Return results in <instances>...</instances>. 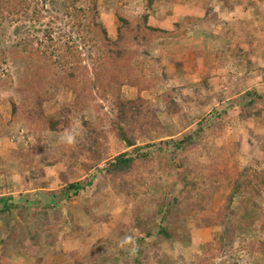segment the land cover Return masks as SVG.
Here are the masks:
<instances>
[{
	"label": "rangeland",
	"instance_id": "374dc122",
	"mask_svg": "<svg viewBox=\"0 0 264 264\" xmlns=\"http://www.w3.org/2000/svg\"><path fill=\"white\" fill-rule=\"evenodd\" d=\"M243 1L248 3L250 9L243 11L242 16L243 13H249L256 8L260 12L255 11L252 15L264 18V4L259 0H252L256 5L249 3L248 0H157L152 9L147 8L146 0H98L101 21L114 38L117 36L118 12L132 17L148 13L149 25L155 28H172L173 23L182 22L186 17L195 20L186 25L187 37L160 40L151 48L149 65L151 71L161 80H158L156 89L144 91L142 95L152 101L154 108L159 109L157 118L161 125L151 128V138L142 136L141 133H137L136 136L138 146L149 144L150 139H155L159 146L153 148L152 159L137 172L135 189L130 199L118 196L107 180H101L99 182L101 187L92 191L86 190L81 192L80 196L61 203L64 218L73 215V222L82 229L76 233L73 232L76 231V225L73 227L58 225L52 232L55 244L43 247V264H75L83 255L89 253L94 245L106 242L122 221H129L134 215H150L163 205L168 207L181 196L179 182L186 169L192 171L188 176L189 181L197 186L193 192L195 200L200 192L207 193L213 186L215 187L211 199L206 201V212L203 211V214L199 215H216L220 206L224 204L230 193V186L225 177L226 169L234 171L251 167L258 171L264 170V96L260 97L258 94L262 100H258L254 107H249L252 113L258 112L259 116L241 118V115H248V111H242L244 106L249 105L250 98L247 97V93L264 89V70L257 67L264 64V61L260 60L264 59V52L258 56L260 59L250 62L247 60L248 49L253 47L249 45V40L254 38L251 33L255 25L242 26L239 19L241 15L235 13L239 20L229 21L225 11L230 2L239 5L243 4ZM46 2L51 13L45 23L51 21L55 28L63 29L62 35H65L66 39L73 37L79 41V33H74L70 27L74 26L75 22L68 21L65 12L57 4L60 0ZM91 4V1L83 0L79 7L88 9ZM209 7L213 12L211 10V13H206ZM244 7L246 8V5ZM227 12L232 15V10ZM20 25L21 22L6 23L1 41H5L6 45L16 42L18 36L15 35V30ZM34 35L33 32L28 37ZM92 38L89 39L91 42L82 47L85 62L94 72L101 54ZM205 51L219 55L217 61L221 66V69L206 79L208 81L206 85L204 80L199 79L201 75L194 73L199 72L198 69L191 66L196 53ZM179 61L181 65H178ZM185 64L191 65L186 67ZM23 71L12 61L0 63V190L5 189L10 195L25 198V188L28 190L40 187L45 181L59 194L61 188L65 189L68 183L85 180L88 174L80 165L90 164L92 160L90 154L83 153L81 149L87 134V130L82 126L84 120L100 126L107 132V139H102L98 146L105 159L104 164L130 151L110 133V122L115 120L118 114L114 105L116 97L110 93L103 96V92L98 88L92 91L93 99L89 109L77 114V117L71 116L70 130L62 133H29L24 123L20 122V119H13L12 115V101L19 106L21 114L36 109V107L34 109L36 96L33 90H26L23 93L17 91ZM146 73L151 76L148 69ZM250 74L252 80L248 87L251 86V89L235 98V92L241 89L244 91L242 84L247 82ZM171 89L177 90L175 97L181 106V112L176 116L167 113L160 98L163 92ZM52 93L56 96L44 104V112L46 116L60 118L62 108L64 105H71L74 97L71 92L65 90ZM137 95L135 88L128 86L121 88V97L127 100H133ZM199 129L203 131L200 143L186 151L175 152L172 145L164 142L191 135ZM20 150L25 156L30 151L31 159L24 157ZM53 155L60 162L56 166L43 165L44 177L36 174L32 168L37 161L45 156L50 159L49 163L57 162L51 159ZM32 160L35 162L31 163ZM74 163L76 165L73 166ZM180 165H183L182 168H179ZM33 174H36V177ZM240 199L241 196L236 197L234 208L239 206ZM245 201L241 215L248 221L255 218L254 226L250 229L239 226L232 251L221 258H213L210 264H264V255L250 253L251 243L255 242L257 245L264 241V194L262 198H248ZM185 215H188L186 221L188 224L181 226L182 238L175 243L174 249L167 243L161 246L167 253L166 258L155 261L152 254L146 252L151 249L148 243L137 245L148 254L142 256L143 264H191L196 260V254L204 251L205 244L211 242L220 231L218 227L198 229L196 224H199L202 216H199L195 209L188 210ZM14 216L15 219H20L18 215ZM106 218L108 221L103 223V219ZM185 229L190 231L186 233ZM127 239L129 238L126 233L123 239H117L116 245L110 248V251L115 253L113 264L135 263L134 253L127 260L123 258L125 247L130 250L135 248L134 241L127 242ZM180 256H184L186 260H180ZM14 258L16 261L17 257ZM109 259L110 257H105L104 264H110ZM20 263L21 259L14 264Z\"/></svg>",
	"mask_w": 264,
	"mask_h": 264
},
{
	"label": "trees",
	"instance_id": "16d2710c",
	"mask_svg": "<svg viewBox=\"0 0 264 264\" xmlns=\"http://www.w3.org/2000/svg\"><path fill=\"white\" fill-rule=\"evenodd\" d=\"M88 1L92 3L88 9L79 7L83 0H60V3H57L65 12L67 20L75 22L74 26H70V22L68 24L71 31L79 33V41H77L73 37L66 39L65 35H62L63 29L55 28L51 21L45 23L51 13L46 0H0V63L9 60L17 64L21 70L23 69L17 91L23 93L26 90H33L36 96L35 111L25 112L26 114H21L19 106L12 101L13 119H20L19 121L24 123L29 133L66 132L70 128L71 116L77 117V114L89 109L93 99L92 91L98 88L103 92V96L110 93L116 97L114 105L118 114L116 119L110 122V133L115 135L130 151L104 164L105 159L98 146L102 139H107V132L90 121H82L87 134L81 149L83 153L88 152L92 160L90 164L80 165L88 174L85 180L68 183L59 194H51L50 204L42 205L39 209L35 207L23 209L12 202L14 199L0 198V264H14L19 259L22 262L20 264H43V247L45 245L51 247L55 244L56 240L52 232L56 227L60 224L70 227L77 226L73 222V215H67V218H64L61 205L72 197L80 196L81 192L101 187L99 183L101 180H107L113 192L118 196L125 197L126 200L130 199L135 189L134 182L137 172L140 167L145 166L152 159L153 148L159 146L155 139H150L149 144L138 146L136 136L137 133H141L142 136L151 138V128L161 125L157 118L159 109L154 108L152 101L145 99L142 95L144 91L156 89L158 80H161L151 71L149 65L152 56L151 48L160 40L187 37L186 25L195 19L186 17L182 22L173 23L172 28H155L149 25L150 15L148 13H143L140 17H132L118 12L117 36L114 38L101 21L98 0ZM156 1L146 0L147 8L152 9ZM259 1L264 4V0ZM15 22L22 23L15 30L18 40L11 45H6L5 41H1L4 25ZM87 22H89L88 25ZM33 32L35 35L28 37ZM91 37L101 54L94 72L85 62L82 47L91 42L89 40ZM147 69L150 71V77L146 73ZM207 82L205 80L204 84L206 85ZM124 86L137 89V97L133 100L121 97V88ZM59 90L71 92L74 101L69 106L64 105L60 118L46 116L43 106L50 99L55 98L56 95L52 92H59ZM176 94L177 90L171 89L163 92L160 97L167 113L171 116H176L181 112ZM258 94L263 97L264 89L247 93V97L250 98L249 105L244 106L242 111H248V115H241L242 119L260 115L258 112L252 113L249 109V107H254L258 100H262ZM202 133V129H199L191 135L164 142L169 146L172 145L175 152H182L198 145ZM20 151L24 157L31 159L30 151L26 156L22 150ZM51 159L58 160L54 155ZM48 160L50 159L43 156L37 161L32 168L36 174L44 177L43 165L56 166L60 162L49 163ZM34 162L32 160L31 163ZM182 166L180 165L179 168ZM186 170L183 178H180L181 196L178 200L170 203L168 207L163 205L150 215H134L131 220L122 221L106 242L94 245L91 251L83 255L75 264H104L105 257H110V264H113L112 259L115 253L110 251V248L116 245L117 239H123L126 233L129 238L127 242L134 241L135 248L130 250L125 247L123 251L125 260L134 253V264H143L141 258L146 252L149 255L152 254L155 261L166 258L167 253L161 246L167 243L171 249H174L175 243L182 238L181 226L187 221L186 212L195 209L198 215L203 214L206 210L207 199H211L215 191L213 186L207 193L200 192L195 200L193 192L197 186L189 181L188 176L192 171ZM225 173L230 193L224 200V204L220 206L216 215H199L202 217L199 224H196L198 229L218 227L220 231L216 233L211 242L205 244L204 251L196 254V260L191 264H210L213 258L227 255L232 251L234 242L237 240L239 226H246L250 229L255 224V218L248 221L241 215V210L246 199L263 197L264 170L258 171L245 167L234 171L226 169ZM36 174L33 176L36 177ZM41 184L42 188H48L50 185L47 181ZM237 196H241V199L239 206L234 208L233 204ZM17 210L20 219H15L13 214ZM107 221L108 218L103 219V223ZM75 229L76 231L73 232L77 233L82 228L77 226ZM185 231L188 233L190 230L185 229ZM145 243H148L151 248L146 252L137 247ZM250 253L264 255V241L257 245L255 242L251 243ZM14 257H17L16 261ZM179 258L186 260L184 256Z\"/></svg>",
	"mask_w": 264,
	"mask_h": 264
},
{
	"label": "crops",
	"instance_id": "0c3cea01",
	"mask_svg": "<svg viewBox=\"0 0 264 264\" xmlns=\"http://www.w3.org/2000/svg\"><path fill=\"white\" fill-rule=\"evenodd\" d=\"M248 2L254 3L252 0H248ZM245 5H246V8L244 7ZM249 5L252 6L251 4H249ZM254 5H256V4L254 3ZM246 9H250V8L248 6V3L244 2V1H243V4H239V5H238V3L230 2L225 11H226V16L229 17V18H227V19H229V21L232 20L234 22V20L240 19L242 22V26H250L251 24L255 25V28L252 29L253 33H251V35H253L254 38L249 40V45L253 46V47H251V49H248L249 50V56L246 57L247 60H249V62H250L251 60L254 61V60L260 59V58H258V56L260 54H262L261 52H264V44H263L264 43V39H263V37H264V18H260V15H257V16L252 15V14H254L255 11L260 12V10L256 9V8L253 9L254 11H250L249 13H247V12L243 13L244 15L242 16V12L246 11ZM211 10L213 12V9L211 7H209L208 12ZM228 10H232V12H231L232 15L228 14V12H227ZM208 12H206V13H208ZM234 13L237 15L240 14L241 18L235 16ZM237 18H239V19H237ZM259 48H261L260 51H259ZM251 52H253V53H251ZM217 56L219 57V55L211 54L208 51L196 53V55L194 57V62H192L193 65H191V64H185V65H186V67L191 65V66H193V69H198L199 72H194V73L195 74L199 73L201 75L199 77V79L201 81L202 80L205 81L210 75H212V73H215L216 71L221 69L220 63L218 64V61H217V59H218ZM175 60H177V58H175ZM260 60L264 61V59H260ZM179 64H180V61L178 62V65ZM257 67L260 68V70H264V64H259ZM254 68H255V66L252 68V70ZM189 70L192 71L191 69H189ZM188 71H185V73ZM261 77H262V75H261ZM251 80H252V76L250 74L247 77V82L246 81L244 82L245 86H244V83L242 84L244 91L241 89V90H239V92H237V93L235 92V95H236V96L234 95L235 98L241 96L243 93H245L246 91H249L251 89V86L248 87L249 83H251L250 82ZM234 96H232V97H234ZM41 185H40V187H37L35 184L36 187L34 189H28L27 190V188H25V191H24V194L26 195L25 198L15 197V195H10V194L6 193L5 189H3V190H0V198L14 199V200H12V202H15L14 203L15 205H19V206L23 207V209L29 208V207H35V208L39 209L42 205H47V203L50 204L52 202L51 201L52 200L51 194L57 195L56 189H51L50 187L42 188ZM61 189H63V187ZM43 192H45V193L48 192V193L45 194ZM34 205H36V206H34ZM26 212L28 213V211H26ZM13 214L19 215V211L17 210ZM29 215H31V214H29Z\"/></svg>",
	"mask_w": 264,
	"mask_h": 264
},
{
	"label": "clouds",
	"instance_id": "9594fccd",
	"mask_svg": "<svg viewBox=\"0 0 264 264\" xmlns=\"http://www.w3.org/2000/svg\"><path fill=\"white\" fill-rule=\"evenodd\" d=\"M69 142H71V138H69Z\"/></svg>",
	"mask_w": 264,
	"mask_h": 264
}]
</instances>
